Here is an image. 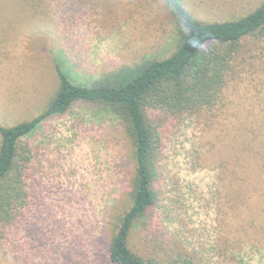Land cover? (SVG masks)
Instances as JSON below:
<instances>
[{
  "label": "rangeland",
  "instance_id": "obj_1",
  "mask_svg": "<svg viewBox=\"0 0 264 264\" xmlns=\"http://www.w3.org/2000/svg\"><path fill=\"white\" fill-rule=\"evenodd\" d=\"M60 1L20 10L23 1L0 0L2 125L43 110L59 84L55 57L90 84L176 48L180 29L167 0ZM263 1L185 3L202 21H223ZM235 64L214 109L173 126L163 110L152 112L162 125L157 201L130 240L147 259L264 264V38L245 40ZM23 143L33 153L31 203L0 243V264H111L108 234L130 206L135 170L123 123L105 107L78 103Z\"/></svg>",
  "mask_w": 264,
  "mask_h": 264
},
{
  "label": "trees",
  "instance_id": "obj_2",
  "mask_svg": "<svg viewBox=\"0 0 264 264\" xmlns=\"http://www.w3.org/2000/svg\"><path fill=\"white\" fill-rule=\"evenodd\" d=\"M18 1H23L20 10L24 5H39L42 1L61 2ZM167 3L180 29L176 48L169 56L121 66L103 73L90 84L76 82L66 60L55 57L59 84L43 110L13 125L0 124V243L15 233L31 203L28 178L33 153L23 139L37 132L49 118L66 114L78 103H86L105 107L120 119L132 145L135 170L129 195L131 203L114 223L111 235L108 234L110 263L194 264L191 257L182 254L166 263L147 259L130 244L137 222L147 216L157 201L155 178L162 151L159 131L162 125L157 124L158 114L154 117L152 112L163 110L167 125L173 126L178 120L218 106L227 76L229 82L237 70L236 59L245 52V40L264 38V1L244 16L223 21L200 20L188 9L185 0H167ZM60 52L63 51L59 49Z\"/></svg>",
  "mask_w": 264,
  "mask_h": 264
}]
</instances>
